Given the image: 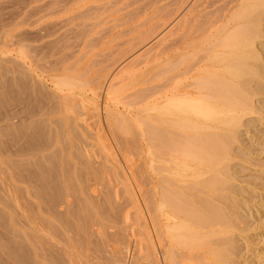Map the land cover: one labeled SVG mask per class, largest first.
Instances as JSON below:
<instances>
[{"label": "rangeland", "instance_id": "374dc122", "mask_svg": "<svg viewBox=\"0 0 264 264\" xmlns=\"http://www.w3.org/2000/svg\"><path fill=\"white\" fill-rule=\"evenodd\" d=\"M54 1H57V2H54ZM123 1L122 0H118V1L116 0V2H115V0H114V2H113V0H68V1L67 0H62V1L61 0L60 1L59 0H52V1L51 0H0V79H1L0 80V105L3 106V107L0 106V130H1L0 134H2V135H0V145H2V146H0V174H1L0 175V178H1L0 179V216H1L0 217V244H1L0 245V264H5V262H7L6 264L9 263L8 254H17V253L19 254L20 252H21L20 254H28V253L29 254H35V252L33 253V251L31 250L32 248L27 245V244H29V241L26 239L27 236L25 233L26 232L25 222H24L25 220L23 218L24 209L22 210V208L26 204V202L28 203V201H29L30 205H31V202L33 201V204L31 206L34 208V206H35L34 204H36L35 202H38L39 198H41L40 201H42L43 199L49 197V195H50V197H52L51 200L54 197H56L57 199L56 198H54V199H56L57 202L58 203L60 202L62 205L61 206V205H59L60 203L59 204L57 203L58 204L57 206L61 207V208L59 207L60 211L58 212L60 215L58 217L59 219L62 216V220H63L67 216L68 218L66 217L64 220L68 221L69 223H71V222L73 223V221L75 224L78 223L77 225H75L73 223V225H75V226H78V225L81 226L80 221H82V225H84L83 224L84 222L86 224V225H84L85 229L83 228V226H81L82 230L83 229L85 230V231H83V234H82L81 230H79L81 227L78 226L77 230H79V232H81V234H82V235H79L80 233L78 234V232L76 231L77 227H75L73 225L71 226L72 223L69 224V226H68L67 222H65L67 224V226L65 224V227H64L63 226L64 221L62 222V224L60 222V224L63 226V229H65L66 227L67 228L70 227L67 230H70L73 228L72 232H70L71 230L67 232L66 229H65L66 230L65 231L62 229V227L59 226L60 225L59 222H56V221H59V220H56L57 218H55V220H54V218L51 217L52 218L51 221H54L55 224H57L56 228L58 226L60 228V230H63L62 234H60L61 231L59 230V228L58 229L54 228V232L52 231L51 227H52L54 222L52 223L50 221L52 223L51 225H49L50 222H48L49 224L44 223L46 226H48V225L50 226L51 230L48 227L49 228L48 231H50V232L52 231L51 233L55 234V230H57L56 232H59L60 237L58 236V233L56 235V236H58V238H60L58 240V238L56 237L58 241H61V239H62L63 241H61V242L65 243L66 239L69 240L64 245L65 249L60 251V253H62L64 250H67L66 247H68V249H69L66 252L70 251L69 253H66V254H70V255H68V256H70V259L69 258H66V259L71 260V261L66 262V264H128V263L132 262V260H133V259L131 260L130 258H132V256L134 258L135 257L134 255H136L139 252V249L141 246V244L138 241L139 240V231L141 229H143V227H145L146 229H148L150 231L152 230L151 218L154 215L153 214L154 212L152 213V211L154 210L152 208L153 207L152 203H151L152 207L150 206V204L148 206L147 205L148 203L147 204L145 203L142 205V209L144 210V212H143L144 217L142 216L144 219H142L138 215L139 209L137 210L138 206L135 205V202L133 199L134 198L133 194L134 193L136 194V191H138L139 187H140V189L142 188L141 189L142 191H145V187L147 186L146 192H147V189H149L148 185H150L149 186L150 188L152 187L151 184H152V177L154 175V172L152 171L153 169L151 170L152 167H150V164L152 165V163H151L152 158H151V155L149 154L150 142H149V144L146 143V141L148 142V140L146 138H144L143 141L145 143L143 142L144 143V150H142V152H138L137 151L138 148L136 150V148L133 147L134 145L129 144V146H131V147H129L127 144L128 141L130 140V138L133 137V135H131V134L132 133L134 134V132H135L134 130H136L135 134H137L139 132V130H138L139 128L137 126V118L135 117L136 112H137V108H138L137 99H136L137 97L134 95V94H136V86H135L134 81H133L136 78L135 76H137L136 75L137 73H135L133 76L132 75H130V76L126 75L125 76V80H124L125 86L120 91L118 96L116 98L112 99L113 101L108 100L107 98L104 101L105 102L104 104L106 106H109L108 108L111 109V111L113 113H114L113 110H115V112H117V111L121 112L120 115L118 114V118L121 117L120 118L121 121H119L117 119V117H114L113 113H111V111L109 110L110 111L109 113H111L110 114L111 117L113 115V117H112L113 122L110 123V121H112V120H110L111 118L107 119V118H109V117H107V112H108L107 108L105 109L106 114H105V111L102 113V110L100 108V107H102V104H103V96H104V89H105L104 85L106 82L105 80L101 81L99 84L93 83V84L87 85L83 88L82 87L75 88L74 93H71V94L68 93L70 95L69 99L71 98V95H72V98L70 101H73L74 99H76V100H74V102H72L73 104L75 102L77 103L80 100V102H78V104L75 105L77 107H75V106H73V104H71L76 109L73 108L67 102L69 99H67L68 97L67 98L64 97V93H62V90H61V92H60V90H58L61 77L63 75L68 74L67 68L71 67V64H73L75 61H77L79 59L81 60L82 57L83 58L80 62L84 68H86V67L90 68L92 66L91 67L92 74L94 76H96V75L102 76L106 72L111 71L112 69L117 67V65H119L120 63H122L121 66L123 68H127L132 62L139 59L138 57H140L139 55H141V53L143 55V53L151 47L150 45H148L147 47H144L143 49L137 48L134 51L130 52L129 55H126L127 57L126 56L124 57L125 59L122 58L123 60H125L127 62V63H125V61H124L125 65H123V61H121L122 60L121 58H119V59L116 58L118 56L121 57L122 54H119V53H122L124 51L123 50L124 48L126 51L128 50L129 47L127 48V45L130 46L132 44L129 40L132 39L136 35V31L135 32L132 31L134 29V27L138 26V24L145 21V19L148 18V16H150L154 12L155 8L156 7L158 8L160 3H161L160 6H162V4L164 5V3L167 0H163V1L162 0H159V1L153 0L154 4H153V2H151L152 5H151V3H149L150 0H146V1L145 0H141V1L139 0V2H138V0H123ZM125 1L129 4H127ZM107 2H109L110 4ZM144 2H147L148 5L143 4ZM46 3L48 4V6ZM57 3H59V5ZM60 3H64V4H62L63 6H61L62 10L59 11L60 5H61ZM114 3H115V6H114ZM140 3H142L143 6L147 5V8L143 7ZM44 4H46V5H44ZM95 4L97 7L95 6ZM139 4L141 5L142 10H138V9H140ZM88 5H89V8H88ZM109 5L110 6L112 5V6L109 7ZM125 5H127V6H125ZM43 6L46 8L45 11H44L45 8ZM120 6L122 7V9L125 7L124 10H121ZM135 6H136V8H134ZM148 6H150V7L148 8ZM54 7H56L58 10ZM90 7H91V9H90ZM137 7H138V9H137ZM37 8H42V9H37ZM52 8H54V10H56V11L53 12ZM105 8H107V9L110 8V9H108V11L106 10L107 11L106 12ZM35 9H37V10H35ZM114 9H115V11H114ZM118 9H119V11L120 10L121 11L119 12ZM129 9H132L131 11L133 14L131 13V11ZM146 9H148V10L146 11ZM32 10L35 13L31 14ZM38 10L42 11V13L39 12ZM91 10L94 13L91 14L89 12ZM103 10H104V12H103ZM127 10H128V12H127ZM87 11L91 15L88 16V14L86 13ZM112 11H113V13L111 14ZM98 12H100V15ZM96 13H98V15ZM123 13L125 14L127 19H129L130 21L132 20L130 23H129V20L126 21L127 19L124 17ZM128 13H129V15L132 14L131 16H129V18H128ZM29 14H31L30 16H33V17H30ZM85 14H87V15H85ZM105 14H107V16ZM134 14H136L137 16H135ZM73 16L74 17L76 16V18H72ZM87 16H88V18H87ZM105 16H106V18H105ZM121 16H123L124 19H123V17L121 18ZM79 17H81L80 19H82L83 23H84V24L82 23L83 25L80 28L84 29L83 31H85L86 34L88 33V30L86 31L88 25H92V27H90V26L88 27L91 30L93 28L92 31L90 30L91 32L89 31L90 34L89 35L87 34V36H89V37L81 36L82 33H83V35L85 33L81 29H79V26H81L80 23L82 22V21H80V19H78ZM130 17H133V18L130 19ZM120 18H121V20H120ZM139 18H141L140 21H139ZM32 19L34 21H35V19L38 21L37 22L35 21L36 23L34 24L33 23L34 21L31 23ZM66 19H68V20H66ZM71 19L72 20L74 19L73 22H71L72 21ZM78 20L80 23L78 25H76L78 23L77 22ZM98 20L100 22L103 21L104 23L101 22L102 24L98 26L97 24L100 23ZM108 20H111V22ZM67 21L71 24H69V23L67 24ZM85 21L89 22V23L92 22L94 25L92 23L87 25V23H86V26H87L86 27ZM94 21H97V24H95L96 22H94ZM116 22L119 24L116 25ZM120 22H123L122 23L123 25ZM263 22H264V20H263ZM263 22H262V24H263L262 25V31H264V29H263L264 23ZM29 23L32 25H28ZM105 23H106V25H105ZM124 23H126V24H124ZM62 24H64V25H62ZM133 24H136V25H133ZM40 26H41V28H40ZM76 26H78L77 27L79 29L78 31H80L82 33L78 34ZM83 26H84V28H83ZM109 26L111 27V29L109 28ZM43 27L47 28V29H44ZM69 27L72 30L71 32H74L75 34L82 37L81 38V37H79L73 33L71 34L72 36L75 35L72 38L73 40L71 39V41H74V40L77 41V39L79 38L77 41L79 43H75L78 45L80 44L79 50H77L78 45L76 46V45H74V42L72 43L69 40H67V44H69V43L73 44L72 47L74 46L76 53H75V51H73L74 49L71 47L70 44H69L70 47H69V45H68V47L71 49L72 52H70V49H66L68 47H63V46H66V44H65L66 40L63 43L62 40H64V37H63L64 34H63L62 30L63 29L66 30ZM74 27H75L76 31L75 30L73 31ZM85 27H86V29H85ZM104 27H106V28L108 27L107 28L108 30ZM100 29L103 32V34L101 31L99 33H101V35L103 37L99 33H96ZM31 30H35L38 33H36L35 31H33V33H31ZM41 30H45V31H41ZM65 30H64V32L70 31L68 29H67V31H65ZM109 30H110V32H109ZM120 30H121V32H119ZM122 30H126V31L128 30V33L126 34L125 33L126 31H122ZM24 31L25 32L27 31L28 33H24ZM45 32L46 33L49 32L50 35L48 33L46 34ZM68 32L65 33L66 35H64L65 39L72 37V36H70L71 32H69V33ZM122 32H123V34H122ZM40 33H42V35H40ZM118 33H120L121 35ZM29 34H31V35H29ZM32 34L33 35L38 34L37 36L34 35L35 38H37V39L33 38L34 36ZM164 34L165 33L163 32L162 35H164ZM27 35L31 36V37H29L30 39L28 38ZM67 35H68V37H67ZM99 35L102 38L101 40H99L100 39L98 37ZM115 35H118V36L115 37ZM262 35H264V32H262ZM26 36H27V38H26ZM41 36H43L44 38ZM58 36H60V37H58ZM38 37L41 38V39L39 38L40 39L39 42L36 41V40H38ZM84 37H86L87 40L90 38H91V40L93 38L94 39L96 38L95 40L96 41L98 40V41L96 42L93 39L95 44L92 42L93 45H92V43H89L91 45L88 46L87 40L83 39ZM80 38L83 40V42H80V40H81ZM31 39L33 41H29ZM125 40H127L128 43ZM47 41H49V43ZM61 41H62L61 45L65 44L62 46L63 48H65L64 49L65 53H63V55L64 54L67 55L68 54L67 52H69L70 54L73 53L72 55L75 54V56L73 57L72 55L68 54L67 56L68 57L71 56L72 58L69 57L67 60V56L64 55V57L66 56V60H65V58L64 59L61 58V59L63 61L65 60L64 61L65 64L64 63L60 64V61H58V63L61 66V67H59V65L56 66V64L54 65V64H52V62L57 63L56 59L62 55V52H64L62 48L61 49L59 48ZM88 41L91 42L90 40H88ZM99 41H100V43H99ZM119 41H120V43H119ZM123 41H124V44H123ZM263 41H264V36H262L257 42V51L259 53V58L257 61V65H258L257 74L259 73V75L255 74L252 77L254 82L252 80L251 82H253V83H250L252 85H249L251 87L250 91L254 88L253 91L256 92L253 95L254 92L252 91L253 92L252 93L249 91L250 98L253 97L250 99L251 101H249V106L252 108V110L250 108L248 110H246L245 117L243 116L244 119L242 118L243 120L241 122V125L237 130V135H238L237 138H239V139L236 138V140L234 141V143L235 142L236 143L232 144L233 149L231 148V150H230L231 152H229V155H228L230 160L227 157V159L224 160V163H223L224 165L229 166V167L226 166L227 172L225 169L224 174L222 176L223 183H226V184H224V185H226V186H224L225 190L223 189L219 193L220 196L222 198L223 197L224 198L222 199L220 197L221 199H218L216 201L217 206H219L218 211L220 210L219 214L220 213L221 214L223 213V214L222 215L220 214L221 217L219 216L218 219L216 218L215 222L213 221L215 223V225H213L214 223L206 224L207 226H209V227H206L207 229L204 227V226H206L205 223L201 224V222H199L200 224H198L197 221H195V222L193 221L192 223H195L194 226L200 225L199 228L202 227L203 229L204 228L206 229V232H205V229L203 230L205 232L204 234L202 233L203 231H201L202 229H200L199 234H202L203 237H201V235H198L199 237L193 238L192 242L191 241L188 242V240L184 239V238H183L184 241H179V242H181V244L179 242H177L178 245H181V247L177 246L179 248L180 253L176 254V255L181 256L182 255L181 253H185L182 256L187 255V257L185 256L186 259H188V257H189L190 260H195V262L193 261L194 264H197L198 262H199L198 264H201L200 262H202V264H205V263L206 264H209V263L210 264H264V66H262V65H264V54H262V52L264 53V46L262 45L264 43H261ZM41 43L44 45H41ZM86 43H87V45H86ZM97 43H99L98 46H97ZM38 44L41 45L42 49L40 48L41 49L40 52H42V50H43V53H44L43 56H42L43 53L39 54L40 53L39 47L37 49L38 51H35L37 48V46H35V45H38ZM121 44H123V48H122ZM30 45L31 46L33 45V47L30 48ZM54 45H56V46H54ZM94 45L97 47H94ZM42 46L43 47L46 46V47L43 48ZM85 46H88V47L84 48ZM34 47H36L35 50L33 49ZM55 47H57L58 49H56ZM31 49H33L34 51ZM114 49H117L116 52L113 51ZM28 50H30L31 52ZM56 50H57V52L59 50L62 52L60 53V51H59L60 54L59 53L57 54ZM139 50H140V52H139ZM107 51L109 52L108 54H107ZM110 51L114 55H112V53ZM34 52H35V54L37 52H39L37 55H39L40 57L37 56V60L35 59L36 57H35ZM51 52H54V53L52 54ZM105 52H106L107 56L109 55V58L111 59L110 62H109V58L105 57L106 56ZM81 53L82 54L85 53L84 56L80 55ZM103 53H104V55H103ZM79 55L81 56V58L79 57ZM115 55H116V57L114 58ZM100 56H101V58H100ZM128 56H129V58H128ZM61 57H63V56H61ZM78 57H79V59H78ZM104 57L107 58L105 62H104V60H105ZM99 58L101 61L99 60ZM113 58L117 59V61H114L117 63H113V61H112V60H114ZM41 59H45V60H41ZM58 60H60V58H58ZM66 61H67V63H66ZM72 61H73V63H72ZM97 61H98V63H97ZM95 62L97 63L96 65H95ZM39 63H40L41 68L40 67L38 68ZM41 63H42V65H41ZM93 63H94V65H93ZM108 63H110V65ZM43 64H44V66H43ZM49 65L50 66L53 65V67H56L55 68L56 70H53V67H50ZM107 65H109V67L105 69V67ZM142 66H143V64L137 65V67H135L134 70L137 71ZM259 66H261V67H259ZM58 67H59V69H58ZM43 68L46 70L45 72H44ZM50 69H52L53 71ZM49 70H50V72H49ZM25 77H27L29 80L31 79L30 80L31 82L29 80H27V78H25ZM22 78H23V80H22ZM18 80H21V81H18ZM17 81L19 83H21V86H22V82H25L24 83L26 85V86L24 85L25 88H23V86H22V88H20L21 86L19 83H18L19 84V86H18ZM255 81H257V82H255ZM26 82L28 84H26ZM39 83H41L40 86H38V88L40 87V89H39L40 91L37 88L38 91L33 92L34 86L35 85L37 86ZM15 84H17L16 87H15ZM27 86H29V87H27ZM253 86H256V87H253ZM1 88H3V89H1ZM18 88H20L21 90H19ZM29 88L32 89V91H30ZM43 88H44V90H42ZM9 89H12V90H9ZM25 89L26 90L29 89V90L27 92H25L24 91ZM63 89L66 92L68 90L67 87H63ZM45 90H47L48 92H46ZM90 90L92 91V93L90 92ZM259 90H260V92H259ZM42 91H43V93L45 92L46 95H48L47 97L45 96L46 100L43 97L44 95L41 94ZM9 92H10V95H9ZM13 92L15 94H13ZM28 92L30 94L27 95ZM37 92H39L40 94ZM130 92H131V94H130ZM19 93H20V96H19ZM31 93L33 95L38 94L39 98L36 95H35L36 98H33L35 96H33ZM101 93H103V94H101ZM257 93H259V95ZM11 94L16 95L20 99L18 100V98H17L16 99L17 101L15 99L12 100L13 95L11 96ZM125 94H127V95H125ZM129 94L131 95V97H129L130 96ZM22 95H24V96H22ZM57 95L60 97H58ZM77 95L80 97H78ZM16 96H14V98H16ZM30 96H32V97H30ZM54 96H55V98H54ZM56 96L58 97V100H60V101H57ZM121 96H123L122 98L126 99V102H124V99H122ZM8 97H9V99H8ZM21 97H22L23 102L21 101ZM73 97H74V99H73ZM127 97L132 102L127 100ZM31 98H33V99H31ZM37 98L39 101L37 100ZM34 99L37 101H34ZM62 99H64V100L66 99L67 101L66 100L63 101ZM131 99H133V100H131ZM26 100H28V101H26ZM54 100H56V101H54ZM89 100H90V102L94 100L97 103L96 105H99V103H100L99 113H101L100 117H101V115H102V117H101V122H99V123L97 120L98 119L97 115H96V117H95V115H93V112L95 113V111L92 109V107L94 108L96 105H93L92 103H90ZM13 101L14 102L16 101V104ZM18 101L20 103V106H18L19 105ZM30 101H32V102H30ZM133 101H135V103ZM252 101H253V103H252ZM81 102H83L84 104L86 103L85 104L86 106H83L84 105L83 103H82L83 105L82 104L80 105ZM24 103H26L27 105L26 104L24 105ZM45 103H50L51 105L45 104ZM130 103H133L132 107H128V104H129V106H131ZM9 104L10 105L12 104V105L10 106ZM57 104H60L61 106H58ZM88 104H89V108L87 109L86 107ZM115 104H116V106H115ZM40 105H41V107L44 108V111H42L41 114L38 113L41 111L40 109L38 110V108H40ZM54 105L56 107L57 106L58 107L56 108ZM63 105H65V106L67 105L66 107L70 108V109H68V112L65 111V109L67 110V108L65 106L63 107ZM254 105H255V107H254ZM21 106H23V108ZM26 106H28L27 109L28 108L29 109L28 110L26 109L25 111H23L26 108ZM37 106H38V108H37ZM45 106H47L48 108L46 109ZM90 106H92V107L90 108ZM123 106H124V108L122 109ZM35 107H36V109H35ZM60 107H61V109H60ZM83 107H85V108H83ZM127 107L129 109H127ZM15 108H16V110H15ZM30 108L32 110V113H31ZM49 108H52L55 112H53V110H51L52 112H49V110H50ZM71 109H73V111H71ZM37 110H38V112H37ZM46 110H48V111H46ZM69 110L71 112H69ZM33 111H34V113H33ZM35 111L37 112V114ZM44 112H47L46 113L47 117H46ZM51 113H53V114L50 117V115H48V114H51ZM117 113H114V114L116 115ZM122 113L124 115L126 114L125 117H123ZM32 114H33V117H32ZM5 115H6V117H5ZM9 115H10V117H9ZM89 115H90V117H89ZM92 115L94 118H92ZM104 115H105L106 119L104 118ZM79 116L83 119H81V118L78 119ZM122 117H123L124 121H125L124 118L127 119V121H125V123H123ZM115 118H116V121H118V122H115ZM9 119H10L11 123L9 122ZM42 119H43V121H42ZM105 122H107L106 125H105ZM119 122L123 123L124 125L119 124ZM126 122H129V123H126ZM112 123H114V124L112 125ZM19 124H21V125H19ZM40 124H42V125H40ZM127 124H131L133 127L131 125H130L131 127H128ZM143 124H145V122ZM30 125H31V127H30ZM147 125L149 126L148 122H147ZM27 126L29 129H27ZM10 127H12L13 129ZM32 127H33V129H32ZM146 127H145V129L147 131H145V129L143 127V131H145V133H147L149 130V127L148 128H146ZM6 128H8V129H6ZM9 129L12 131H10ZM30 130H33V132ZM11 132H13V133H11ZM7 133L8 134L10 133V134L8 135ZM26 133H29V134H26ZM13 134L15 135V138H14ZM39 134H40V136H38ZM124 134L125 135L128 134L127 136H129V137L125 138ZM19 135L22 136V139H21V136L19 137ZM23 135H24V137H23ZM32 135H34V136H32ZM35 135H37V136H35ZM137 135H139V134H137ZM7 136H9V137H7ZM25 137L30 138V140L26 139ZM134 137H137V136L134 135ZM11 138L12 139L14 138V140H16V141L11 140ZM34 139H36V140L34 141ZM50 139H52V140L49 142L48 140H50ZM126 139H128V140H126ZM132 139L134 140V138H131L129 143L132 141ZM3 140H5V141H3ZM27 140H28V144L30 142L32 143V141H34L35 143L33 142L32 143L33 145L30 144V146H29L26 143ZM123 140H125V141L122 142L123 143L122 144L121 141H123ZM10 141H11V143H10ZM40 141H42V142H40ZM43 141H44V143H43ZM135 141H136V143L138 142L137 139H135ZM2 142L3 143L5 142V143L3 144ZM17 142H19V143H17ZM21 143H23V145H21ZM46 144H48L50 146H48ZM124 144L126 147L124 146ZM24 145L26 147L28 146L29 148L25 149L23 147ZM31 145L34 147L37 145L38 146L41 145V147H42V145H43V149H45V151L43 149H40L39 147H35V148L33 147L32 148ZM119 145H121V147H119ZM233 145H235V146H233ZM20 146L22 149L20 148ZM135 146H137V144H135ZM138 147H139V144H138ZM23 148L25 151H23ZM18 150H20V151H18ZM27 150H28V152H30V151L31 152L29 154L27 153V155H26L25 153L27 152ZM135 150H136V152H135ZM237 150H238V152L239 151L240 152L238 153ZM21 151H22V153H20ZM56 151H58L60 153H58ZM23 152H25V153H23ZM134 152H135V154H134ZM137 152H138V154L140 153L141 155L140 154L136 155ZM18 153H20V154L18 155ZM58 154H59V156L61 155L60 156L61 158L59 156H57ZM80 154H83V155L80 156ZM22 155H25V156H22ZM239 155H240V157H239ZM45 156L46 157L51 156L50 158L52 160L50 158H46ZM44 157H45V159H44ZM89 157H90V159H89ZM137 157H138V159H137ZM37 159H38V161H37ZM39 159H41V160H39ZM47 160H49V161H47ZM83 160H84V162H83ZM40 161H41V163H40ZM55 161H57V163L61 164V165L57 164L58 166L57 165L53 166L54 164H56ZM137 162L138 163L143 162L141 164L144 168L141 167V165L139 167L136 166V165H139ZM35 163H36L37 167L34 166ZM50 164L52 167V168L50 167L51 169H49ZM64 164H66V165H64ZM62 165L65 167L64 170L62 168ZM117 165H120V166H117ZM32 166H33V168L35 167L36 172H37V170H39L41 172V174H43V175L35 174L34 176L38 175V176H36L37 179L42 176V178H40V179H42V181L44 179L43 182H45V176H46V180L50 179L51 184L52 185L54 184L55 186L53 185V187L50 186L51 188H49L48 185H51V184H49L50 180L48 182L46 181V184H47L46 185V184H43V182L40 179H38V180H40L39 181L40 185H39V187H37L39 182L36 181L35 177H33V179H26V177L28 176L29 168L31 171V172H29V174H30L29 176L31 177L33 175L34 171L32 172V170H33L31 168ZM40 166H41V168H40ZM59 166H61L60 167L61 172H60V169L58 168ZM134 166H136V167H134ZM26 167H28V168H26ZM42 167H45L46 170H48L46 174L42 173V171H41ZM66 167H67L68 171H65ZM131 167H133V168H131ZM149 167H150V169H148ZM19 168L20 169L22 168V169L20 170ZM134 168L141 170V173L139 170H136V171H138L137 173H136V171H133V170H135ZM141 168L144 169V172H145L146 179L144 181L146 182V180H148V178L151 180V181L150 180L147 181V182H150L151 184L150 183L148 184L146 182L145 187H144V185L140 186L141 182H142V184H144V182L142 181L144 179V172L142 171ZM53 169L55 171H56V169H58L61 174L58 172V170L54 174ZM110 169H111V171H110ZM129 169H131V170H129ZM52 170H53V172H51V173H53L54 175L53 174H51V175H53V177L50 174L47 175L48 173H50L49 171H52ZM62 170L65 171L64 172L66 174L65 176H64V173H62ZM39 171L37 173H39ZM130 171L132 172V174L130 173ZM31 173H32V175H31ZM57 173H59L60 176H59V174L57 175ZM123 173H126L128 178L126 176H124L125 174L123 175ZM138 173L141 175L143 174V176H142L143 178H141L140 177L141 175H138ZM135 174H136V176H135ZM146 174H148V175H146ZM14 175H16V176H14ZM132 175H134V176H132ZM137 175L139 176L138 178H137ZM24 176H26V177H24ZM29 176L27 178H30ZM43 176H44V178H43ZM50 176L52 178H54V176H56V178L52 179ZM57 176H59V178H63V179H59V178H57ZM147 176H148V178H147ZM64 177H66V178H64ZM34 178H35V182L36 183L38 182V183L36 184L33 181L34 182V185H33L32 180H34ZM86 178L87 179L90 178V179H88V181H90V182L87 181L89 184L86 183V180H87ZM21 179H22V181L28 180L29 182H31L33 188L31 186H29L28 181H27L28 182V186H27L26 182L24 184V182H22ZM56 179H59V182H57L58 180H56ZM80 180L81 181L83 180V181L81 182ZM84 180H85V182H84ZM63 182L66 184H64ZM70 183L72 185H70ZM83 183H86L85 189L88 191L83 189V185H84ZM137 183H140V184H137ZM35 184H36V186H35ZM41 184H42V186H41ZM60 184H62V185L64 184L65 186H63V187L67 186V188L64 189V191L67 190L66 194L69 193L68 195L69 196L71 195L70 198L68 195L67 196L65 195V192L62 190V185H60ZM87 186H89L90 189L93 187L91 189L93 194L92 193L90 194L91 190L89 188H87ZM4 187L8 190H6ZM7 187H9V188H7ZM27 187L29 189L31 187V189L34 190V191L31 190V191L34 193L31 194L32 192L29 191V189ZM44 187L45 188L48 187V189H50V191H48L47 188L44 189ZM60 187H61V190L63 191V193H62V191L60 192L61 196L64 195L62 198L65 197L64 198L65 200L59 197L60 193H58L59 192L58 189H60ZM78 187H79V189H77ZM143 187H144V189H143ZM38 188H39V192H38ZM52 188L55 189L54 193L56 196H54V197H53L54 193H52V196H51V193L49 194V192H51ZM27 189H28V191H27ZM43 189L46 191V192H44L45 194L43 193V191H44ZM80 189H81L80 192H82V193L79 192ZM89 190H90V192H89ZM94 190H95V192H94ZM151 190L148 191L149 193L151 192V195L150 194L148 195V193H147V195L150 196L149 198L146 195V193L143 192L144 195L147 197L144 200L145 201L147 200V202L149 201L148 199H150L152 196ZM84 191H86V192H84ZM26 192H28V193H26ZM52 192H53V190H52ZM36 193H37V195L39 194V196H40L39 198L37 197ZM46 193H47V196H46ZM83 193H84V195H83ZM129 193H131V194H129ZM80 194L82 195V198H84L86 201H84L80 197L81 196ZM85 194H88V196H85ZM10 195H12V196L14 195L15 197L14 196L12 197ZM31 195H34V196L32 197ZM77 195H79L80 198H78ZM130 195L133 198H130L131 197ZM9 196H10V198H9ZM35 196L38 198V200L34 199ZM42 196H44V197H42ZM83 196H85V197H83ZM90 196L93 197L94 202H92V198L89 199ZM49 198H48V201H49ZM86 198L89 200H87ZM143 198H144V196H143ZM28 199H30V200H28ZM60 199H62V201ZM74 199H76V202H74L75 201ZM45 200L47 202V199H45ZM56 200H54V201H56ZM132 200H133V203H132ZM63 201H64V203H66L65 205H64ZM70 201H71V203L73 202V206H75V205L77 206L78 203L81 206H83V208H81L80 205L77 206V208L79 207L81 209V210L78 209L79 212L78 211L77 212L80 215V213H82L80 211L84 210L83 212L86 214V218L83 215L84 213H82V215H83V218L87 219L86 221L82 219V216L79 217L78 214L75 215V213H74V216H76L77 218L76 217H74V218H76L77 220L79 218V220L80 219L81 220L80 221L78 220L79 221L78 222L76 219L75 220H74V218L72 219L73 215H71V214H73L72 212L74 210L68 209V210H70V212L67 210V208H69L68 205L71 204ZM87 201H89L88 205L90 204L92 207L89 208V206H90L89 205L88 208L90 210L85 211L87 209V205H85V203ZM90 201H91V203H90ZM149 202H151V200ZM92 203L94 204V206L92 205ZM18 205H19V207H18ZM30 205H29V209H32V207ZM64 206H66L67 208H64ZM73 206L71 204V208H73ZM76 206H75V210H76ZM143 206L145 209L143 208ZM146 206L150 207V209H153V210L152 211L149 210ZM27 207H25V208H27ZM220 207H222L223 209ZM238 208H240V209L238 210ZM64 209H66L67 212ZM145 210H146V213H145ZM147 211L148 212L150 211L149 214H151V216L148 217ZM37 213H38V210H37ZM87 213H89V214H87ZM87 216H89V217L87 218ZM92 216H93V218L95 217L94 220L91 222L93 224L90 223V220H92ZM222 216L224 218H227L226 220H229V221L226 222V220ZM234 216H236V217H234ZM69 217H71L70 219L72 221L71 220L69 221ZM221 218H223V220H224V221L222 220L223 222L219 220ZM60 221H61V219H60ZM75 221H77V222H75ZM87 222H88V224H87ZM225 222L227 223V225ZM221 224H223V225H221ZM88 225H90V227H88ZM46 226H44V228ZM48 228L45 229L46 234L44 233L47 238H48L47 233L50 234V232L46 231ZM87 228L88 229L90 228V230L88 231ZM73 230H75V232ZM198 230L196 229V231H198ZM214 230H215V232L212 234V231H214ZM87 231L92 232V234L90 232V234L92 235V236L91 235L90 236H91V238H93L92 241H90L91 238L89 237V235H88L89 233H87ZM207 231L209 233V234H207L209 237L205 236ZM73 232L76 233V234H74L75 236L78 235L77 237L82 236V238L80 237L79 239H77L79 241V243H81V244H79L78 241L76 242V240H74V239H76V237L75 238L73 237V240L76 243H74V244L72 243L73 241L70 239H72V235H73L72 233ZM84 232H85V234H87V236H85ZM70 233H71V235H70ZM65 234H66V237L64 236ZM114 234L115 235L119 234V235L115 236ZM62 236H64L66 239L64 240V238H61ZM69 236H71L70 239H69ZM83 236H85L86 239ZM98 236H99V238L103 239L101 242L99 241L100 239L97 238ZM211 236H212V238H211ZM88 237H89V240L87 239ZM116 237H117V239H116ZM97 239L99 241L98 244L101 243V245H99L100 247L98 246V244H96ZM204 239H208V240H204ZM86 240H88V241H86ZM179 240H181V238ZM199 240H201L202 243ZM58 241H51V243L56 242L55 245H53V246H55L56 251L58 249L61 250V248H60L62 245L61 242H60L61 245L60 246L57 245V247H56V244H59V243H57ZM105 241H106V243H104ZM44 242H46V241H44ZM183 242H185V243H183ZM31 243L36 245L37 242L33 238ZM67 243H68V246H66ZM189 243H190V245H189ZM194 243H196V245H194ZM105 244H106V247L104 246ZM182 244L184 246H182ZM191 244L193 247H191ZM45 245L47 246L46 243H45ZM49 245H51V244H49ZM64 246L62 245V248ZM6 247H10V248H6ZM47 247H49V246H47ZM47 247H46V250H48ZM156 247H157V245H156ZM186 247H188V248H186ZM5 248H6V250H3ZM22 248L23 249L25 248L24 249L25 251ZM50 248H52L51 252H52V250H55V249H53L54 247L50 246L49 249ZM192 248H193V250H192ZM14 249H15V251H12ZM17 249L20 251H18ZM190 249H191V251H190ZM29 250L31 252H29ZM49 251L50 250H48V252L46 251V254H49ZM53 252L59 253V252H55V251H53ZM53 252H52V255H54ZM64 252L62 254H65ZM97 252H98V254H97ZM64 256L67 257V255H64ZM158 256H161L160 252H159ZM200 258L202 260H200ZM135 259L136 258H134V261H135ZM129 260H130V262H129ZM196 260H198V262H196ZM153 261L155 262L156 259H154ZM153 261L152 262L150 261L151 263L143 262L141 264H154ZM204 261H205V263H204ZM133 263L134 262H132V264ZM35 264H37V263H35ZM38 264H42V263H38Z\"/></svg>", "mask_w": 264, "mask_h": 264}, {"label": "bare ground", "instance_id": "6f19581e", "mask_svg": "<svg viewBox=\"0 0 264 264\" xmlns=\"http://www.w3.org/2000/svg\"><path fill=\"white\" fill-rule=\"evenodd\" d=\"M157 1H159V0H157ZM54 2H57V1H54ZM109 2H107V3H109ZM113 2H114V0H113ZM115 2H116V0H115ZM138 2H139V0H138ZM151 2H153V0L152 1L150 0L149 1V3H151ZM46 4H44V5H46ZM57 4L59 5V3H57ZM60 4L61 5H60L59 11L62 10L61 9L62 8L61 6H63L62 4H64V3H60ZM127 4H129V3H127ZM140 4L143 6V4H147V2H144L143 4L140 3ZM140 4H139L140 9H138V7H137L138 10H142ZM153 4H154V2H153ZM160 4H159V6H160ZM89 5H88V8H89ZM147 5L146 6L144 5L143 7H146L147 8ZM151 5H152V3H151ZM47 6H48V4H47ZM95 6H96V4H95ZM111 6L109 5V7H111ZM114 6H115V3H114ZM125 6H127V5H125ZM150 6H148V8ZM159 6H158V8L156 7L157 9L155 8L154 12L150 16H148V18L145 17L146 18L145 21H143L142 23L138 24V26L134 27V29L132 31H134V32L136 31V35L132 39L129 40L132 44L130 43L131 44L130 46L127 45V48L129 47L128 50L126 51L125 48H124L123 49L124 51L122 53H119V54H122L121 57L120 56L116 57V55L114 56V58L116 57L118 59L119 58L125 59L124 57L126 55H129V53L132 52V51H134L135 49H137V48L143 49L144 47H147L148 45H150L151 47L149 46L150 48L148 50H146L145 52L143 51L144 52L143 55H142V53H141V55H139L140 56V57H138L139 59H137L136 61L132 62L127 68H123L121 66L122 63H120L119 65H117V67H115V68L113 67L114 69H112L111 71L106 72L102 76H99V75L94 76L92 74V69H91L92 66L90 68H88V67L84 68L82 66V64H81L80 61L82 60L83 57L81 58L80 55L84 56V54H85V53L82 54L83 53L82 52L79 55V57L81 58V60L78 57V59H79V60H77L78 62L74 60L75 61L74 62L75 64H74L73 61H72L73 64L70 63L71 64V67H68L67 68L68 69V74L63 75L61 77L60 84H59V89L58 90H60V92L62 90V93H64V97H66V98L68 97L67 99H69L70 95L68 93H70V94L71 93H74V89L75 88H78V87H82L83 88V87H85L87 85H90V84H93V83L99 84L101 81L105 80L106 82H105V85H104V88L105 89H104V96H103V104L101 103L102 104V107H100V108L102 110V113L107 108V111H108L107 112V117H109L107 119H110L111 118L110 120H112V117L114 115V117H117V119L119 121H121V119H120L121 117L118 118V114L120 115L121 112H118L117 111L118 112L117 113V112H115V110H113L114 113H117L115 115L111 111V109L108 108L109 106H106L104 104L105 103L104 101L106 100V98L108 100H112V99H114V98H116L118 96V94L120 93V91L125 86L124 85V80H125V76L126 75H129V76L132 75L133 76L135 73H137L136 74L137 76H135L136 78L133 80L134 81V84L136 86V94H134L133 92L132 93L137 97L136 99H137L138 108H137V112H136L135 117L137 118V126L139 128L138 129L139 132L137 134H139V135L135 134L136 130H134L135 132H134V134L133 133L131 134V135H133V137H131V138H134V140L132 139L133 142L135 141V139H137L139 143L138 142L136 143V141L134 142L135 144H137V146H135V144L132 141L131 142L133 144L131 142L129 143V141L131 140V138H130V140L128 141L127 144H128V146H129V144L130 145H134L133 147L136 148V150L138 148V150H137L138 152H142V150H144V143H145L143 141L144 138H146L148 140V142L146 141V143L149 144V142H150L149 154L151 155V158H152V162H151L152 165L150 164V167H152L151 170L153 169L152 171L154 172V175L152 177V184L150 182H147L148 180H150L148 178V176H147L148 180H146V182L148 184L150 183L152 185V187L150 188L149 187L150 185H148V188L149 189H147V192H146V187L147 186L145 185L146 182L144 181L146 179L145 172H144V169L141 168L142 171L144 172V179L143 180L141 179L144 182V184H142V182H141V185L140 186H143V185H144V187L146 186L145 187V191H142L141 190L142 188L140 189V187H139L138 188V191H136V194L135 193L134 194L132 193L134 198L131 195H130L131 196L130 198H133L134 199V202H135V205L138 206L137 210L139 209V211H138L139 214L138 215L140 216V218L144 219L143 218L144 217L143 216L144 210L142 209V205L145 204V203L146 204L148 203L147 204L148 206H149V204L151 206V203H152V206L153 207L152 206L151 207L154 210L153 209H150V207H148V206H146V207L149 210H151V211L153 210L152 213L154 212L153 213L154 215L152 216V218L150 217L151 218V221H152L151 222L152 224L150 223L151 226H152L151 227L152 230L150 231V230L146 229L145 227H143V229H141L139 231V240L138 241L141 244V246H140L139 252L136 255H134L135 256L134 258H136L135 261H134L133 256L130 259L131 260L133 259L132 260V262H134L133 264H141L143 262L151 263L154 259H156L155 262L153 261L154 264H194L195 260H190L189 257H188V259H186L187 255H185L186 257L185 256H182L185 253H181L182 254L181 256L176 255V254H179L180 253L179 248L177 246L181 247V245H178L177 242L184 241V239H187L188 242L189 241L192 242V239L193 238L199 237L198 235H201V237H203L202 234H199L200 233V229H202L201 231H203L206 227H209L206 224H208V223H214L216 221V218L218 219V217L219 216L221 217V215L223 214V213L222 214L220 213L221 215L219 214V211H220V210L218 211L219 206H217V204H216V201L218 199H221L222 198L219 193L223 189L225 190L224 186H226V185H224L226 183H223L222 176L224 174V170L226 169V172H227V167H229V166L224 165L223 163H224V160L227 159V157L230 160V158H229L228 155H229V152H231L230 150L232 148V144H235L236 143V142L234 143V141L236 140V138L238 136L237 135V130L240 127L242 120L244 119L243 116L245 117L246 110H248L249 108L252 110V108L249 106V101H251L250 99L253 98V97L250 98L249 91H250V88L251 87L249 85H252L250 83H253L254 82V80L252 79V77L255 74L256 75H259V73L257 74V70H258L257 69V67H258L257 61H258V58H259V53L257 51V42H258V40L262 36H264V35H262V32H264V31H262V25H263L262 22L264 20V0H195V1L194 0H167L164 3V5L162 4V6H160V7ZM42 8H37V9H42ZM54 8H56V7H54ZM54 8H52L53 9V12L56 11V10H54ZM120 8H121V10H124L125 7L122 9V7L120 6ZM134 8H136V6ZM37 9H35V10H37ZM90 9H91V7H90ZM108 9H110V8H108ZM108 9L105 8V11L106 10L108 11ZM45 10H46V8L44 9V11ZM129 10L131 11L132 9H129ZM147 10L148 9H146V11ZM114 11H115V9H114ZM118 11H119V9H118ZM39 12L42 13V11H39ZM89 12L91 14L94 13V12H92V10L89 11ZM89 12L88 11L86 12L88 14V16L91 15V14H89ZM103 12H104V10H103ZM127 12H128V10H127ZM32 13H35V12H33V10H32L31 14ZM98 13L100 15V12H98ZM98 13H96V14L98 15ZM112 13H113V11L111 12V14ZM131 13H132V11H131ZM31 14H29V16ZM87 14H85V15H87ZM136 14H134V15L137 16L139 13L137 15ZM105 15L107 16V14H105ZM123 15L126 18V16H125L124 13H123ZM131 15H129V13H128V18ZM88 16H87V18H88ZM106 16H105V18H106ZM30 17H33V16H30ZM122 17L123 16H121V18ZM124 17H123V19H124ZM72 18H76V16L75 17L73 16ZM80 18L81 17H79L78 19H80ZM121 18H120V20H121ZM131 18H133V17H130V19ZM66 20H68V19H66ZM73 20L71 22H73ZM128 20L129 19H127L126 21H128ZM140 20H141V18H139V21ZM33 21L34 20L32 19L31 23ZM35 21L37 22L38 20L35 19ZM35 21L33 22L34 24L36 23ZM80 21H82V22L80 23L79 20H78L77 21L78 23L76 22L77 23L76 25H78L80 23L81 26H79V29H81L83 31L84 29H82L80 27H82V25L84 23H83V20L82 19H80ZM108 21L111 22V20H108ZM131 21L129 20V23ZM94 22H96L95 24H97V21H94ZM101 22H103V21H101ZM101 22L99 24H97V25L98 26L101 25L102 24ZM68 23L69 22L67 21V24ZM86 23L88 25V24H91L92 22L89 23V22H86L85 21V26H86ZM106 23H105V25H106ZM120 23L122 24L123 22H120ZM69 24H71V23H69ZM118 24L119 23L116 22V25H118ZM124 24H126V23H124ZM28 25H32V24L29 23ZM62 25H64V24H62ZM133 25H136V24H133ZM89 26L92 27V25H88V27ZM77 27L78 26H76V29H77L78 34L79 33H82L80 31H78L79 29ZM86 27H85V29H86ZM88 27H87L86 31L88 30V33L87 34L89 35L90 32L93 30V28L91 30ZM40 28H41V26H40ZM69 28H67V29L70 30L69 32H71L72 30H71V28L70 29ZM83 28H84V26H83ZM104 28H106V27H104ZM109 28L111 29L110 26H109ZM44 29H47V28H44ZM67 29L66 30L65 29L62 30V32H63L64 35H66L65 33L68 32ZM64 30L67 31V32H64ZM74 30H75V27H74L73 31ZM33 31H35V30H31V33H33ZM41 31H45V30H41ZM100 31H101V29L99 31H97L96 33H99ZM122 31H126V30H122ZM83 32L86 34L85 31H83ZM109 32H110V30H109ZM119 32H121V30ZM163 32L165 33L164 35H162ZM24 33H28V32L27 31L26 32L24 31ZM36 33H38V32H36ZM47 33L49 34V32H47ZM72 33L75 34L74 32H71L70 33V36H72L71 35ZM125 33L127 34L128 33V30ZM85 34L83 35V33H82L81 36L89 37V36H87V34L86 35ZM99 34L101 35V33H99ZM102 34H103V32H102ZM118 34H120V33H118ZM122 34H123V32H122ZM29 35H31V34H29ZM34 35L37 36L38 34H34ZM40 35H42V33H40ZM64 35H63L64 40H62V41L64 43L65 40H66V43H65L66 46H63L65 44H62L61 45V43H62V41H61L60 42V45H59L60 46L59 47L60 49L62 48L63 51H64L65 48H63V47H68V45L70 43L67 44V40H69L72 43L74 42V45H76V46L78 45V44H75V43H79V42H77L78 39H79L78 37H77L78 38L77 41L76 40L71 41V39L75 35H77V34H75L72 37L69 36L70 38H67L68 37V35H67V37H66L67 39H65V36ZM100 35L98 36L100 38L99 40L102 39L101 38L102 35L101 36ZM27 36H26V38H27ZM35 36L33 38H35ZM77 36H79V35H77ZM81 36H79V37H81ZM117 36L118 35H115V37H117ZM29 37H31V36H28V38ZM41 37H43V36H41ZM58 37H60V36H58ZM86 37H84L83 39L85 40ZM39 38L40 37H38V40H36L37 42H39V40L41 39V38L40 39ZM35 39H37V38H35ZM93 39L92 40H91V38L88 39L91 42H89L86 39L87 40V43H88V46L91 45L89 43H92V42L94 43ZM81 40H80V42H83V40L82 41ZM29 41H33V40L31 39ZM125 41H127V40H125ZM47 42L49 43V41H47ZM72 43L70 44L71 47L73 45ZM87 43H86V45H87ZM93 43H92V45H93ZM99 43H100V41H99ZM99 43H97V46L99 45ZM119 43H120V41H119ZM127 43H128V41H127ZM261 43H264V41L261 42ZM39 44L38 45H35V46H37V48L36 47L33 48L34 50L36 48L35 51H38L37 50L38 47L40 49L41 48V45H44L42 43H41V45H39ZM123 44H124V41H123ZM123 44H121L122 48H123ZM70 45H69V47H70ZM79 45H78L77 50H79V48H80ZM262 45L264 46V44H262ZM54 46H56V45H54ZM88 46H85L84 48H86ZM97 46L94 45V47H97ZM31 47H33V45L32 46L30 45V48ZM45 47H43V48H45ZM69 47L66 48V49H70ZM55 48L58 49L57 47H55ZM72 48L74 49V46ZM33 49H31V50H33ZM41 49L39 50V52L41 51ZM116 50L117 49H114L113 51L116 52ZM28 51H30V50H28ZM59 51L57 52V50H56L57 54L59 53ZM73 51H75V53H76V50L75 49ZM39 52H37L36 54L34 52L35 57H36V58L35 57L34 58L36 60H37V56L40 57L39 55H37ZM61 52L62 51H60V53ZM70 52H72L71 49H70ZM139 52H140V50H139ZM41 53H43V50L39 54H41ZM51 53L53 54L54 52H51ZM63 53H65V51L62 52V55L61 56H63V57H61V56L58 57V58H60V60H58V58L56 57L57 58L56 59L57 60V63L51 61L52 64H54V65L56 64V66L59 65V67H61L60 64H63L64 63V61L66 60V56L68 54L69 55H72L73 54V53L70 54L69 52H67L68 54L67 55L64 54V55H66L64 57ZM108 53L109 52L107 51V54ZM262 54H264V53L262 52ZM43 55H44V53L42 54V56ZM103 55H104V53H103ZM105 55H106V52H105ZM112 55H114V54L112 53ZM72 56L74 57L75 54L72 55ZM69 57H71V56H69ZM69 57L67 56V60H68ZM105 57L109 58V55L108 56L106 55ZM61 58L62 59L65 58V60L63 61ZM100 58H101V56H100ZM100 58H99V60H100ZM107 58H105L104 62L106 61ZM128 58H129V56H128ZM123 59L121 61H123V65H125V63H127V62L125 60H123ZM41 60H45V59H41ZM110 60L111 59L109 58V62H110ZM58 61H60V64L58 63ZM98 61H97V63H98ZM112 61H113V63H117V62H114V61H117V59H114ZM124 61H125V63H124ZM66 63H67V61H66ZM97 63L95 62V65ZM44 64H43V66H44ZM108 64L110 65V63H108ZM140 64H143V66L140 67L137 71H135L134 68L137 67V65H140ZM41 65H42V63H41ZM93 65H94V63H93ZM109 65H107L105 67V69L108 68ZM262 66H264V65H262ZM39 67H40V63L38 65V68ZM50 67H53V65L50 66ZM59 67H58V69H59ZM259 67H261V66H259ZM55 68L56 67H53V70H56ZM43 70H44V72L46 71L44 68H43ZM50 70H52V69H50ZM50 70H49V72H50ZM25 78H27V77H25ZM22 80H23V78H22ZM27 80H29V79L27 78ZM252 80H253V82H251ZM18 81H21V80H18ZM18 81H17V84L19 83ZM255 82H257V81H255ZM24 83L25 82H22L23 88H25L24 87V85H25ZM17 84H15V87L17 86ZM19 84L21 86V83H19ZM19 84H18V86H19ZM26 84H28V83L26 82ZM40 84L41 83H39L37 86L35 85L36 87L33 85L34 86V91L33 92L38 91L40 89V87L38 88V86H40ZM22 86L20 88H22ZM27 87H29V86H27ZM63 87H67V89H68L67 92L63 89ZM253 87H256V86H253ZM20 88H18V89L21 90ZM37 88H38V90H37ZM1 89H3V88H1ZM253 89L250 92H252ZM9 90H12V89H9ZM28 90L25 89L24 91L27 92ZM42 90H44V88ZM30 91H32V89H30ZM45 91L48 92L47 90H45ZM10 92H9V95H10ZM90 92L92 93L91 90H90ZM253 92L252 93L254 95L256 92L255 91H253ZM259 92H260V90H259ZM20 93H19V96H20ZM37 93H39V92H37ZM44 93L42 91L41 94L44 95L43 97L45 98V96L47 97L48 95H46V93L45 94ZM13 94H15V93L13 92ZM13 94H11V96ZM28 94H30V93L28 92L27 95ZM101 94H103V93H101ZM130 94H131V92H130ZM257 94L259 95V93H257ZM35 95L38 97V94H35ZM35 95H33V96H35ZM125 95H127V94H125ZM14 96H16V95H13L12 96L13 97L12 100L13 99L16 100L18 98L17 96H16V98H14ZM22 96H24V95H22ZM36 96L33 97V98H36ZM30 97H32V96H30ZM58 97H60V96H58ZM58 97H57V101H60V100H58ZM78 97H80V96H78ZM122 97L123 96H121V98ZM129 97H131V95ZM33 98H31V99H33ZM38 98H37V100H38ZM54 98H55V96H54ZM71 98H72V95H71ZM71 98L68 101L65 99L70 105L73 104L72 102H74V100H76L73 97L74 100L73 101H70ZM8 99H9V97H8ZM19 99L20 98H18V100ZM122 99H124V98H122ZM28 100H26V101H28ZM37 100L34 99V101H37ZM45 100H46V98H45ZM62 100L65 101L64 99H62ZM127 100H129L128 97H127ZM131 100H133V99H131ZM16 101L15 102L13 101V102L16 104ZM21 101H22V97H21ZM54 101H56V100H54ZM30 102H32V101H30ZM78 102H80V100ZM78 102L77 103L75 102L73 104V106L77 105ZM83 102H81L80 105ZM89 102H90V100H89ZM124 102H126V99H124ZM130 102H132V101H130ZM133 102L135 103V101H133ZM90 103H92L93 105H96L97 104L94 100L91 101ZM252 103H253V101H252ZM18 104H19L18 106H20L19 101H18ZM25 104L26 103H24V105ZM45 104L51 105L50 103H45ZM85 104L83 106H86ZM130 104H131V106H129V104H128V107H132L133 106V103H130ZM57 105L58 106H61L60 104H57ZM99 105H100V103H99ZM99 105H96L94 108L92 106H90V108L92 107V109L95 111V113L93 112V115H95V117L97 115L98 123L101 122V117H102V115L100 117V114L101 113H99V111H100L99 110ZM0 106L3 107L2 105H0ZM38 106H37V108H38ZM47 106H45L46 109L48 108ZM64 106L65 105H63V107ZM115 106H116V104H115ZM21 107L23 108V106H21ZM27 107L28 106H26V108L23 111H25L27 109ZM75 107H77V106H75ZM75 107H73V108H75ZM128 107H127V109H129ZM254 107H255V105H254ZM83 108H85V107H83ZM86 108L87 109L89 108V104L87 105ZM123 108H124V106L122 107V109ZM35 109H36V107H35ZM39 109L41 110L40 112H38ZM49 109H50L49 112H52L51 110H53V109L52 108H49ZM60 109H61V107H60ZM68 109H70V108H67V110L65 109V111L68 112ZM15 110H16V108H15ZM30 110H31V108H30ZM38 110H37V112L41 114L42 111H44V108L41 107V105H40V108H38ZM109 110L111 111V113H113L112 117L110 115L111 113H109L110 112ZM46 111H48V110H46ZM71 111H73V109H71ZM71 111L69 110V112H71ZM37 112H36V114H37ZM53 112H55V111L53 110ZM31 113H32V110H31ZM33 113H34V111H33ZM44 113L46 115L47 112H44ZM52 114L53 113L48 114V115H50V117H51ZM105 114H106V111H105ZM93 115H92V118H94ZM125 115L123 114V117H125ZM5 117H6V115H5ZM9 117H10V115H9ZM32 117H33V114H32ZM46 117H47V115H46ZM89 117H90V115H89ZM123 117H122V120H123ZM80 118L81 117L79 116L78 119H80ZM104 118H105V115H104ZM81 119H83V118H81ZM124 119H125V121H127L126 118H124ZM42 121H43V119H42ZM125 121L123 120V123H125ZM9 122H10V119H9ZM111 122H113V120L110 121V123ZM115 122H118V121H116V118H115ZM144 122H145L146 125L143 124ZM147 122H148L149 126L147 125ZM123 123H120L119 122V124H123ZM126 123H129V122H126ZM106 124H107V122H105V125ZM113 124L114 123H112V125ZM19 125H21V124H19ZM40 125H42V124H40ZM127 125H128V127H131L132 126L131 124H127ZM30 127H31V125H30ZM143 127H144V129H145V127L146 128L149 127V130H148L147 133H145V131H147L146 129H145V131H143ZM10 128H12V127H10ZM6 129H8V128H6ZM27 129H29L28 126H27ZM32 129H33V127H32ZM10 131H12V130H10ZM30 131L33 132V130H30ZM11 133H13V132H11ZM26 134H29V133H26ZM0 135H2V134H0ZM127 135L124 134L125 138L126 137H129ZM134 135L137 136L138 138L137 137H134ZM20 136L21 135H19V137ZM32 136H34V135H32ZM35 136H37V135H35ZM38 136H40V134ZM7 137H9V136H7ZM23 137H24V135H23ZM14 138H15V135H14ZM14 138L13 139L11 138V140H14ZM21 139H22V136H21ZM26 139L30 140V138H26ZM237 139H239V138H237ZM28 140H27L26 143H27V145L30 146V144H32L36 139H34V141H32V143L30 142L29 144H28ZM51 140L52 139H50L48 141L50 142ZM126 140H128V139H126ZM3 141H5V140H3ZM14 141H16V140H14ZM124 141L125 140L121 141V143L124 142ZM40 142H42V141H40ZM10 143H11V141H10ZM17 143H19V142H17ZM43 143H44V141H43ZM48 144H46V145H48ZM138 144H139V147H138ZM21 145H23V143H21ZM0 146H2V145H0ZM48 146H50V145H48ZM124 146H125V144H124ZM233 146H235V145H233ZM23 147L25 149L26 148H29L28 146L26 147L25 145ZM33 147L34 146H32V148ZM35 147H39L40 149H43V145H42V147H41V145L40 146L37 145ZM119 147H121V145H119ZM129 147H131V146H129ZM20 148H21V146H20ZM24 148H23V151H25ZM43 150L45 151V149H43ZM136 150H135V152H136ZM18 151H20V150H18ZM30 152H28V150H27L26 153L25 152H23V153H25L27 155V153L29 154ZM56 152H58V151H56ZM135 152H134V154H135ZM138 152H137L136 155H139L140 154V153L138 154ZM237 152H238V150H237ZM20 153H22V151ZM20 153H18V155ZM58 153H60V152H58ZM82 155L83 154H80V156H82ZM22 156H25V155H22ZM57 156H59V154ZM45 157H44V159H45ZM50 157L47 156L46 158H50ZM138 157H137V159H138ZM239 157H240V155H239ZM89 159H90V157H89ZM39 160H41V159H39ZM37 161H38V159H37ZM47 161H49V160H47ZM55 162H56V164H54L53 166H55V165L58 164L57 161H55ZM83 162H84V160H83ZM40 163H41V161H40ZM141 163H143V162H141ZM141 163H138L139 165H136V166L139 167L141 165V167H143ZM58 165H61V164H58ZM64 165H66V164H64ZM34 166L37 167L36 163H35ZM117 166H120V165H117ZM136 166H134V167H136ZM50 167H51V164L49 166V169L52 168V167L51 168ZM60 167L61 166H59L58 168L60 169ZM150 167L148 169H150ZM26 168H28V167H26ZM31 168L33 169L32 172L34 171L33 172V175L31 173V175H32L31 177L32 178L29 176L30 175L29 172H31L30 171V168H29V170L28 169L27 170L29 171L28 172V176L30 178H27L28 176L26 175L27 177L24 176V177H26V179H33V177L36 178V176H38V175L41 174V172L39 170H37V172L39 171V173L36 172L35 167L33 168V166H32ZM40 168H41V166H40ZM62 168L64 170L65 167L62 165ZM131 168H133V167H131ZM53 170L52 171H49L50 173H48L47 175H49V174L51 175L53 173L55 174V172H57L58 169H56V171L54 170V172H53ZM63 170H62V173H64L65 171H68L67 170V167H66V170L65 171H63ZM129 170H131V169H129ZM136 170H139V169L136 168L133 171H136ZM41 171H42V173H45L46 174L48 170H46L45 167H42ZM110 171H111V169H110ZM139 171L141 173V170H139ZM51 172H53V173H51ZM58 172H59V170H58ZM60 172H61V169H60ZM137 172L138 171H136V173ZM59 173H57V175ZM130 173L132 174L131 171H130ZM35 174H38V175L34 176ZM60 174H59V176H60ZM41 175H43V174H41ZM53 175H51V176L53 177ZM65 175L66 174L64 173V176ZM123 175L127 177L126 173H123ZM138 175H141V174L138 173ZM138 175H137V178L139 177ZM146 175H148V174H146ZM14 176H16V175H14ZM44 176H43V178H44ZM59 176H57V178H59ZM132 176H134V175H132ZM135 176H136V174H135ZM142 176H143V174L140 177L143 178ZM35 178H34V180H32L33 185H34V182H35ZM40 178H42V176ZM40 178H38V179H40ZM54 178H56V176H54ZM54 178H52V179H54ZM64 178H66V177H64ZM38 179L36 178V181H38V182L40 180L42 181V179H40V180H38ZM59 179H63V178H59ZM59 179H56V180H58L57 182H59ZM88 179H90V178H88ZM88 179L86 180V183L90 182V181H88ZM49 180L50 179H47L46 180V176H45V182H43L44 179H43L42 182H43V184H46V181L48 182ZM21 181H22V179H21ZM27 181H24L23 180L22 182H24V184L26 182V184L28 186V182L29 181L28 182ZM49 182H50L49 184H51V180ZM84 182H85V180H84ZM86 183H83L84 184L83 185V189H85V184ZM36 184H35V186H36ZM64 184H66V183H64ZM64 184L63 185L60 184V185H62V190L63 191H64V189L67 188V186L66 187H63V186H65ZM137 184H140V183H137ZM39 185H40V182H39V184H38L37 187H39ZM53 185L51 184V185H48V186H49V188H51V187H53ZM70 185H72V184L70 183ZM29 186H31L33 188L31 182H29ZM41 186H42V184H41ZM31 187H30V189L28 187L27 188L29 189V191H31V190L34 191L33 189H31ZM144 187H143V189H144ZM7 188H9V187H7ZM46 188H47L48 191H50V189H48V187H46ZM46 188L44 187V189H46ZM54 188H52L53 192H52V190H51V192H49V194L51 193V196H52V193L55 192L54 191L55 190ZM87 188L90 189L89 186H87ZM28 189H27V191H28ZM77 189H79V187ZM6 190H8V189H6ZM58 190H59L58 193H60L62 191L61 190V187ZM90 190H89V192H90ZM95 190H94V192H95ZM149 190L152 191V196H151L150 199H148L149 201L151 200V202H149V201L147 202V200L146 201L144 200V199L147 198L144 195V193H146V195H147V193H148V195L149 194L151 195V192L150 193L148 192ZM63 191H62V193H63ZM66 191H64V192H65V195L67 196L69 193L66 194ZM80 191H81V189L79 190V192ZM86 191H88V190H86ZM86 191H84V192H86ZM38 192H39V188H38ZM44 192H46V191L44 190L43 193ZM26 193H28V192H26ZM33 193L34 192H32L31 194H33ZM80 193H82V192H80ZM91 193L93 194L92 190H91L90 194ZM129 194H131V193H129ZM36 195H37V193H36ZM83 195H84V193H83ZM10 196H12V195H10ZM10 196H9V198H10ZM31 196L33 197L34 195H31ZM44 196H42V197H44ZM46 196H47V193H46ZM54 196H56L55 193H54L53 197ZM63 196H61V193H60L59 197L62 198ZM70 196H69V198H70ZM77 196H78V198H80V197L82 198V195L80 197H79V195H77ZM85 196H88V194H85ZM85 196H83V197H85ZM143 196H144V198H143ZM37 197L38 198L40 197L39 194L37 195ZM37 197L35 196L34 199L38 200ZM49 197H50V195H49ZM49 197L45 198V199H47V202H46L45 199H43L42 201H40L41 198H39L38 202H35L36 204H34L35 205L34 208L31 206L33 204V201L32 200H31L32 202L30 201L31 202V205H30V203L28 201L29 204L26 202L27 205L25 204L23 206L22 210L24 209V211H23V218L25 220L24 221L25 222V228H26V232L25 233H26V236H27L26 239L29 241V244H27V245L32 248L31 250L33 251V253L35 252V254H29V253L28 254H20L21 252L19 254L18 253L17 254H8V260H9V263L10 264H35V263H37V264L38 263H42V264H66V262L71 261V260L66 259V258H69L70 259V256H68L70 254H66V253H69L70 252V251L69 252H66L67 250H69L68 247H66L67 250H64L65 252L63 251L65 254H62L63 252L60 253V251H62L63 249H65V246L64 245L66 244V242L69 241L68 239L65 238L66 237V234L64 235L65 237L64 236L61 237V238H64V240L66 239L65 240L66 242L65 243L63 242L64 244L61 242V241H63L62 239H61V241H58L60 239V238H58V236L60 234H62L63 230H65V229L67 230L68 228H70V227H68V228L66 227L65 229H63V226L65 227V224H66L65 222H67L68 226L72 222L69 223L68 221L64 220L67 216L63 220H62V216H61V218H60L61 221H60V219L58 218L60 216L59 213H58L60 211L59 210V207L60 206H57L60 202L59 203L57 202V200H56L57 198L56 197H54L56 199L53 198L56 201H54L53 199L51 200L52 197H50V198ZM149 197L150 196H148V198ZM48 198H49V201H48ZM64 198H62V199H64ZM91 198H92V202H94L93 201L94 200L93 197L90 196L89 199H91ZM62 199H60V200L62 201ZM76 199H74L75 200L74 202H76ZM82 199L84 201H86L84 198H82ZM89 199H87V200H89ZM28 200H30V199H28ZM88 202L89 201H87L85 203V205H87V209L85 211L90 210L89 208L92 207L90 204H89L90 206L88 205ZM63 203H64V201H63ZM70 203H71V201H70ZM90 203H91V201H90ZM132 203H133V200H132ZM65 204L66 203H64V205ZM71 204L73 206V202ZM71 204L68 205L69 208H67L66 206H64V208H67V210L68 209L74 210L73 212L71 211L73 213V214H71V215H73L72 216V219L74 217H76V216H74V213H75V215L78 214L79 217L82 216V219L86 221L87 219H85L86 218V214L83 212L84 210L82 209L83 211H80V212L84 213L83 215L85 216V218H83L82 213H80V215L78 213L79 212L78 209L79 210H81V209L79 207L77 208V206H79L80 204L78 203L77 206L75 205L76 206V210H75V206H73V208H71ZM29 205L32 207V209H29ZM59 205H61V203ZM92 205L94 206L93 203H92ZM88 206H89V208H88ZM18 207H19V205H18ZM25 207H27V208H25ZM80 207L83 208V206H81V205H80ZM143 208H144V206H143ZM220 208H222V207H220ZM36 209L38 210V213H37V210ZM239 209L240 208H238V210ZM64 210H66V209H64ZM67 210H66V212H67ZM68 211L70 212V210H68ZM149 212L147 213L148 217L151 216V214H149ZM145 213H146V210H145ZM87 214H89V213H87ZM51 217L54 218V220H55V218H57L56 220H59V221H56V222H59V224H60V222L62 224V222L64 221L63 226L61 224L59 225L60 227H62L63 230H60V228L58 226L56 228V225L57 224H55L54 221H51V219H52ZM88 217L89 216H87V218ZM234 217H236V216H234ZM70 218L71 217H69V221L71 220ZM76 218H74V220ZM94 218L92 216V220H90V223L94 220ZM223 218H221L219 220L222 221ZM224 219L226 220L227 218H224ZM78 220H79V218H78ZM50 221L52 223L54 222L53 225H52V227H51L52 228V231L54 232V228L55 229H58L59 228V230L61 231L60 234H59V232H56L57 230H55V234L54 233H51L52 231L51 232L48 231L49 228H50L49 225L52 224ZM77 221H75V222H77ZM193 221L194 222L197 221L198 224H200L199 222H201V224L202 223L203 224L205 223L206 226H204L205 227L204 229L202 227L199 228L200 225L199 226H194L195 223H192ZM227 221H229V220H226V222ZM48 222H50V224ZM44 223L45 224L48 223L49 225L46 226ZM73 223H74V221H73ZM73 223L71 224V226L73 225ZM80 223H81V226H83V228L85 229V226H84V225H86L85 222L83 223L84 225H82V221H80ZM67 224H66V226H67ZM77 224L78 223H76L75 225H77ZM87 224H88V222H87ZM91 224H93V223H91ZM75 225H73V226H75ZM213 225H215V223ZM221 225H223V224H221ZM226 225H227V223H226ZM44 226H46V227L44 228ZM78 226H75V227H77L76 228V231L78 232V234L80 233L79 235H82L83 234V231H85V230L84 229L82 230V227L79 226V227H81L79 229L82 232V234H81V232H79V230H77L78 229ZM88 227H90V225H88ZM46 228H48L46 231L47 232H50V234L47 233L48 238L45 235L46 234V232H45V229ZM51 228H50V230H51ZM72 229H70L71 231L70 230H67V232L68 231L72 232ZM196 229L197 230L199 229V230L196 231ZM206 229H205V232H206ZM89 230H90V228L88 229V231ZM73 231L75 232V230H73ZM88 231H87V233H89L88 235L91 238L92 232L90 231L91 232V234H90V232H88ZM74 232L72 233L73 235L76 234ZM205 232L203 231L202 233L204 234ZM214 232H215V230L212 231V234ZM57 233H58V236H56ZM84 234H85V232H84ZM119 234H117V235H119ZM207 234H209L208 231H207V233H206L205 236L209 237ZM70 235H71V233H70ZM73 235H72V239H70L71 236H69V239L73 241L72 242L73 244L78 241L77 239H79L80 237L82 238V236L77 237L78 235L77 236H75V235L73 236ZM117 235H115V236H117ZM85 236H87V234H85ZM85 236H83V237L86 239ZM56 237L58 238V240H57ZM73 237L74 238L76 237V239H74V240H76V242L73 240ZM89 237L87 238L88 240H89ZM33 238L37 242L36 245L33 244V243H31V241L33 240ZM97 238L100 239L99 240L100 242L103 240V239L99 238V236ZM180 238H181V240H179ZM211 238H212V236H211ZM98 239H97V243L96 244H98V242H99ZM116 239H117V237H116ZM88 240H86V241H88ZM92 240H93V238H91L90 241H92ZM204 240H208V239H204ZM44 241H46V242H44ZM51 241H58L57 243H59V244H56V247H57V245L60 246L61 243H62V245L64 247L62 248V245H61V247H60L61 250L58 249L59 251L58 250L56 251L55 246H53V245H55L56 242H52L51 243ZM199 241H201V240H199ZM45 243L49 247L50 246L51 247H54L53 249H55V250H52V252L55 251V252H59V253H54L53 252L54 255H52V252H51V249L52 248L49 249V247H47L45 245ZM78 243H79V241H78ZM104 243H106V241ZM179 243L181 244V242H179ZM183 243H185V242H183ZM201 243H202V241H201ZM49 244H51V245H49ZM79 244H81V243H79ZM99 245H101V243L98 244V246ZM156 245H157V247H156ZM189 245H190V243H189ZM194 245H196V243H194ZM66 246H68V243H67ZM104 246L106 247V244ZM182 246H184V245L182 244ZM46 247H47L48 250H50L49 251V254H46V251L48 252V250H46ZM188 247H186V248H188ZM191 247H193L192 244H191ZM6 248H10V247H6ZM6 248L3 249V250H6ZM192 250H193V248H192ZM12 251H15V249L12 250ZM18 251H20V250H18ZM190 251H191V249H190ZM29 252H31V251L29 250ZM159 252H160V255L161 256H158ZM97 254H98V252H97ZM64 255H67V257L64 256ZM200 260H202V259L200 258ZM205 261H204V263H205ZM129 262H130V260H129ZM132 262H130V263L132 264ZM196 262H198V260H196ZM6 263L7 262H5V264ZM130 263H128V264H130ZM200 263L202 264V262H200Z\"/></svg>", "mask_w": 264, "mask_h": 264}]
</instances>
